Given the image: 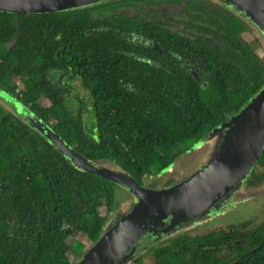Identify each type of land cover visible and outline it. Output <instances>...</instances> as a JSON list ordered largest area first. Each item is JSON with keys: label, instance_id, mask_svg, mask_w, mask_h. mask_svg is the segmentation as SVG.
I'll list each match as a JSON object with an SVG mask.
<instances>
[{"label": "trees", "instance_id": "16d2710c", "mask_svg": "<svg viewBox=\"0 0 264 264\" xmlns=\"http://www.w3.org/2000/svg\"><path fill=\"white\" fill-rule=\"evenodd\" d=\"M225 3L237 10L214 0H101L0 11V95L29 115L0 101V264H76L123 215L111 218L119 185L77 167L34 119L141 183L193 150L208 120L224 122L261 91L264 31ZM247 181L264 183V151ZM63 224L90 241L79 260ZM152 245L141 255L151 264H264V221Z\"/></svg>", "mask_w": 264, "mask_h": 264}, {"label": "water", "instance_id": "95a60500", "mask_svg": "<svg viewBox=\"0 0 264 264\" xmlns=\"http://www.w3.org/2000/svg\"><path fill=\"white\" fill-rule=\"evenodd\" d=\"M101 0H0V11L43 13L81 7ZM244 11L264 31V0H224ZM33 126L80 169L129 190L137 202L84 253L76 264H125L133 246L148 230L171 215L174 220L206 212L228 195L259 162L264 151V87L242 110L222 122V145L198 171L168 187L140 184L131 174L90 161L42 121ZM131 250V253L128 251ZM128 253V254H127Z\"/></svg>", "mask_w": 264, "mask_h": 264}, {"label": "rangeland", "instance_id": "374dc122", "mask_svg": "<svg viewBox=\"0 0 264 264\" xmlns=\"http://www.w3.org/2000/svg\"><path fill=\"white\" fill-rule=\"evenodd\" d=\"M214 1L237 10L233 6L225 3L226 1L224 0ZM259 35L262 36V34ZM257 51L260 55L264 56V37H261L259 40ZM73 85L75 90L82 95L87 94L84 89L78 86L77 82ZM6 100L0 95V101L7 104L9 108L12 109L11 106L15 105L17 107V112L23 113L25 118L29 116L28 113L23 110L24 107L22 105L7 97ZM34 121L36 120L34 119ZM220 124L221 123L216 122L215 120H208L205 123L202 138L193 150L180 156L170 168L160 174L152 177L144 176V178L141 179L142 181H140V184L160 189L176 184L201 169L215 155L222 145L226 130L218 131L217 128ZM101 166L118 169L114 162H109L108 165ZM241 182L229 192L227 196L221 199L216 205L211 206L204 213H198L196 216L191 217H183L182 219L177 218L176 221L172 217L173 221L169 224L167 223L168 226L165 224L168 217L164 218L160 224L162 226L161 230L160 228L154 227L145 232L139 238L137 243L133 246V253L127 256L125 264H151L150 260L141 256L142 252L148 248L147 245L149 242L154 246L173 237H186L192 232H204L217 225L228 227L248 218L255 219L259 222L264 221V183L261 187L250 191L247 189L244 190L245 183L242 184ZM116 187L119 193L120 202L117 210L111 214L112 219L116 214H124L125 210L127 211V208L134 206L137 202V199L130 197L131 192L129 190L122 186ZM61 228L59 235L71 245L75 252V254L72 255L73 259L79 260V254L86 251V248L90 245V241H88V239L80 232L71 229L66 224H63ZM131 252V250L128 251V253Z\"/></svg>", "mask_w": 264, "mask_h": 264}, {"label": "flooded vegetation", "instance_id": "af4514ba", "mask_svg": "<svg viewBox=\"0 0 264 264\" xmlns=\"http://www.w3.org/2000/svg\"><path fill=\"white\" fill-rule=\"evenodd\" d=\"M244 180H246V181H244ZM241 183L243 184V183H245L244 184V187H245V189L244 190H252V189H257V188H254V187H251L250 185H249V183H248V181H247V177L244 179ZM168 187V186H167ZM259 188V187H258ZM257 191H260V190H257ZM173 221V218H172V216L171 215H169L168 216V219H166V225L168 226V224L169 223H171ZM168 223V224H167ZM161 225H158V226H156V228H160V230H161Z\"/></svg>", "mask_w": 264, "mask_h": 264}]
</instances>
